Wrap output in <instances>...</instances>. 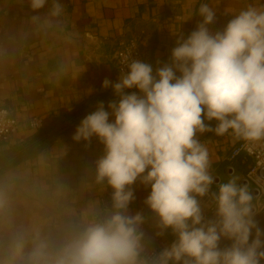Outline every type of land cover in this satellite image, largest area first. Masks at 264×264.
I'll return each instance as SVG.
<instances>
[{
    "label": "clouds",
    "instance_id": "obj_1",
    "mask_svg": "<svg viewBox=\"0 0 264 264\" xmlns=\"http://www.w3.org/2000/svg\"><path fill=\"white\" fill-rule=\"evenodd\" d=\"M27 3L34 12L50 3L53 17L64 12L61 0ZM216 11L207 0L200 3L195 12L202 21L186 39L180 31L172 33L177 41L171 63L158 67L155 75L152 65L132 59V50L122 55L118 81L102 84L113 89L118 102L108 104L111 112L98 105L73 136L77 142L96 137L103 144L95 182L111 188V208L57 250L40 242L25 254L24 243L17 242L14 258L27 264L264 261V233L255 219L259 197L251 194L249 184L240 183L235 170L216 183L209 150L198 138L209 132L230 136L255 157L256 168H264V3L231 14L224 29L213 34L209 25ZM130 89L139 95L126 92ZM137 180L150 187L144 203L158 217L157 234L170 230L174 236L169 246L151 254L144 216L128 212ZM205 197L209 203L202 206ZM205 208L215 220L206 219ZM222 240L230 243L221 247Z\"/></svg>",
    "mask_w": 264,
    "mask_h": 264
},
{
    "label": "crops",
    "instance_id": "obj_2",
    "mask_svg": "<svg viewBox=\"0 0 264 264\" xmlns=\"http://www.w3.org/2000/svg\"><path fill=\"white\" fill-rule=\"evenodd\" d=\"M61 2L63 14L53 17L50 3L34 12L27 0H0V107L11 108L19 122L18 132L1 145L0 158L38 135L28 128L33 117L42 118L47 130L87 101L105 100V110L111 112L108 104L119 97L102 84L105 79L115 83L119 41L139 38L155 75L158 67L171 63L177 41L172 33L180 31L186 39L194 31L195 11L202 0ZM207 2L217 7L215 23L209 25L214 34L224 29L231 14L264 0ZM83 119L60 131L46 147L0 169V264H27L26 259L13 257V246L21 241L25 254L40 242L57 250L91 217L102 213L101 199L112 192L95 182L96 162L104 155V146L96 137L87 142L73 139ZM211 126L215 127L214 121ZM198 138L209 150L216 183L233 170L241 177L246 173L247 167L229 159L238 144L230 136L209 132ZM131 187L135 198L128 212L144 216L142 229L149 244L160 231L158 217L144 203L150 187L139 180ZM164 234L174 238L170 230Z\"/></svg>",
    "mask_w": 264,
    "mask_h": 264
},
{
    "label": "built area",
    "instance_id": "obj_3",
    "mask_svg": "<svg viewBox=\"0 0 264 264\" xmlns=\"http://www.w3.org/2000/svg\"><path fill=\"white\" fill-rule=\"evenodd\" d=\"M131 57L134 60H139L147 63L148 59V51L144 48L139 40V38H123L119 41L118 50L116 54V62H115V74L114 80L118 81V78L121 74L120 67V59L123 54H127L131 51ZM126 71V69H125ZM127 92H137L138 90L130 89ZM28 128L30 130L41 132L45 129V124L40 117H33L28 121ZM19 130V122L13 116L12 110L9 107H0V147L3 144H6L10 141L12 135L16 134ZM241 158L242 164L247 167L246 173L243 175V179L241 184H249L251 194L254 197H259L257 200V209L259 210L255 219L264 216V168H256V159L254 156H250L242 147L240 143L235 145L230 152L229 159L230 161H235ZM260 176V177H258ZM259 180V182H258ZM111 193L106 194L102 197V213L99 215H95L91 217L88 222L93 219H101L103 218L109 209L111 208ZM209 203L208 198L205 197L202 200V206L204 204ZM204 214L206 219L215 220V214L213 211L209 209H204ZM87 222V223H88ZM144 231V229H142ZM145 232V231H144ZM174 238L169 239L163 233L162 235L155 236L152 241L148 244L146 241V245L148 247L149 254L153 252H159L164 247L169 246L173 242ZM230 242L227 240L221 241V247H225ZM261 264H264V261H261Z\"/></svg>",
    "mask_w": 264,
    "mask_h": 264
},
{
    "label": "trees",
    "instance_id": "obj_4",
    "mask_svg": "<svg viewBox=\"0 0 264 264\" xmlns=\"http://www.w3.org/2000/svg\"><path fill=\"white\" fill-rule=\"evenodd\" d=\"M97 101H87L85 102L82 106L80 107H77L73 110H71L70 112H68L65 116V118L63 119H58V120H55V122H53V124L51 125V127L47 130H43L41 132H38V135L31 141L29 142L28 144H26L25 146L15 150V152H13L10 156L14 155L16 152L20 151L21 149H23L24 147H26L27 145L33 143L34 141L38 140L39 138H41L42 136H44L45 134H47L48 132H50L51 130L61 126L62 124H64L65 122L69 121V120H72L74 119L75 117H77L79 114H81L82 112H84L85 110L89 109L90 107H92L94 104H96ZM86 115H84L83 117H81L80 119L76 120L73 122V124L79 122L81 119L85 118ZM59 133H57L56 135H54L53 137L41 142L40 144H38L35 148H33L32 150H30L29 152H27L25 155L21 156L20 158L16 159L15 161L19 160V159H22L26 156H29V155H32L34 153H36L37 151L41 150L42 148L46 147L55 137L58 136ZM10 156H5L3 158H0V163H2L3 161H5L7 158H9ZM237 161V163H239L242 168L246 167L244 164H241V158L235 160ZM14 162V161H13ZM9 165V164H8ZM6 165V166H8ZM5 166V167H6ZM4 168V167H3Z\"/></svg>",
    "mask_w": 264,
    "mask_h": 264
},
{
    "label": "water",
    "instance_id": "obj_5",
    "mask_svg": "<svg viewBox=\"0 0 264 264\" xmlns=\"http://www.w3.org/2000/svg\"><path fill=\"white\" fill-rule=\"evenodd\" d=\"M202 2H205V0H202ZM201 19H202V17H200L199 14H198L197 21H196L194 30L196 29L197 25L201 22ZM127 91L128 90H126V92ZM104 101L105 100H103L101 102H98L97 104L93 105L89 109H87L84 112H82L81 114H79L74 119L65 122L61 126H59V127L55 128V129L51 130L50 132H48L47 134H45L44 136H42L38 140L34 141L33 143H31V144L27 145L26 147H24L23 149H21L20 151L16 152L14 155L10 156L5 161H3L2 163H0V169L3 168V167H5L6 165L10 164L11 162L15 161L16 159L20 158L21 156L25 155L27 152H29L30 150H32L33 148H35L41 142H43V141H45V140L53 137L54 135H56L57 133H59L60 131H62L64 128L70 126L71 124H73L74 121H76V120L80 119L81 117H83L84 115L88 114L89 112H91L92 110H94L95 108H97L98 105H100ZM242 179H243V176H242Z\"/></svg>",
    "mask_w": 264,
    "mask_h": 264
},
{
    "label": "rangeland",
    "instance_id": "obj_6",
    "mask_svg": "<svg viewBox=\"0 0 264 264\" xmlns=\"http://www.w3.org/2000/svg\"><path fill=\"white\" fill-rule=\"evenodd\" d=\"M258 227L261 229V232L264 233V216H261L256 219ZM255 236V231H253V238ZM261 240L264 241V235L261 236Z\"/></svg>",
    "mask_w": 264,
    "mask_h": 264
}]
</instances>
